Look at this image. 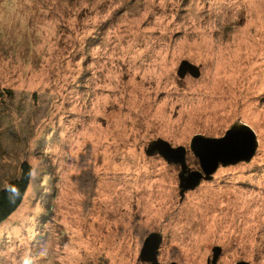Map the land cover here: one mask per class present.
Returning a JSON list of instances; mask_svg holds the SVG:
<instances>
[{
	"label": "rangeland",
	"instance_id": "obj_1",
	"mask_svg": "<svg viewBox=\"0 0 264 264\" xmlns=\"http://www.w3.org/2000/svg\"><path fill=\"white\" fill-rule=\"evenodd\" d=\"M201 75H178L182 60ZM259 140L180 196L163 138ZM32 172L0 224V264H264V0H0V189Z\"/></svg>",
	"mask_w": 264,
	"mask_h": 264
},
{
	"label": "water",
	"instance_id": "obj_2",
	"mask_svg": "<svg viewBox=\"0 0 264 264\" xmlns=\"http://www.w3.org/2000/svg\"><path fill=\"white\" fill-rule=\"evenodd\" d=\"M194 77L201 75L200 67L188 60H182L178 67V75L184 78L187 74ZM259 140L255 130L246 123L235 122L222 137H207L197 134L190 141V151L198 159L200 169L192 170L187 163V147L172 146L163 138H158L149 143L146 153L155 155L158 153L168 163L180 166L179 189L180 196L184 197L186 191L194 190L203 180H212L220 166L234 165L240 162H251L258 151ZM164 236L160 232H151L145 239L140 260L146 264H162L158 255ZM222 248H213L212 258H208L207 264H217ZM172 264H177L173 262ZM236 264H251L248 261H238Z\"/></svg>",
	"mask_w": 264,
	"mask_h": 264
},
{
	"label": "trees",
	"instance_id": "obj_3",
	"mask_svg": "<svg viewBox=\"0 0 264 264\" xmlns=\"http://www.w3.org/2000/svg\"><path fill=\"white\" fill-rule=\"evenodd\" d=\"M20 169L21 174L0 189V224L6 222L18 209L30 184V163L23 162Z\"/></svg>",
	"mask_w": 264,
	"mask_h": 264
}]
</instances>
